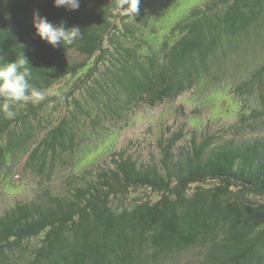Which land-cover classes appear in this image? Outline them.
<instances>
[{"label":"trees","instance_id":"trees-1","mask_svg":"<svg viewBox=\"0 0 264 264\" xmlns=\"http://www.w3.org/2000/svg\"><path fill=\"white\" fill-rule=\"evenodd\" d=\"M174 2L140 0L130 16L120 0L75 10L0 0V64L27 59L29 91L45 96L13 104L11 117L0 108V167L20 154L47 179L60 161L71 167L59 186L0 212V264H168L190 251L192 264H264V135L237 127L264 120V0H203L155 41ZM36 11L79 36L53 47L36 35ZM232 69L243 99H261L252 121L244 112L240 125L193 128L181 146L184 127L167 126L156 156L107 143L86 161L138 107Z\"/></svg>","mask_w":264,"mask_h":264},{"label":"rangeland","instance_id":"rangeland-1","mask_svg":"<svg viewBox=\"0 0 264 264\" xmlns=\"http://www.w3.org/2000/svg\"><path fill=\"white\" fill-rule=\"evenodd\" d=\"M203 0H176L173 7L157 22V28L151 36L159 41L168 33L171 26L192 6ZM76 58L82 59L77 53ZM208 87L197 85L187 90L173 101L156 106H140L126 119L109 128L108 139L103 144L93 145L86 161L96 159L106 150V144L116 145L117 149H129L140 152L143 158L149 159L158 155V140L166 133V127L177 130L182 126L186 130L185 137L179 145L189 142L193 128L211 131L222 130L228 125H240L244 120V112L252 121L253 112L258 114L263 105L260 97L254 94L243 99V77H238L233 69L221 77H209ZM59 111L51 112L52 118L59 117ZM247 122V121H246ZM245 123V122H244ZM239 135L254 137L264 135V120L253 121L246 127L237 126ZM103 151V152H104ZM102 152V153H103ZM27 158L22 155L12 157L0 167V212L19 201L34 199L38 192L46 186H59L63 183L64 174L71 169L70 165L61 161L47 174L27 165ZM194 252H186L168 264H192Z\"/></svg>","mask_w":264,"mask_h":264},{"label":"clouds","instance_id":"clouds-1","mask_svg":"<svg viewBox=\"0 0 264 264\" xmlns=\"http://www.w3.org/2000/svg\"><path fill=\"white\" fill-rule=\"evenodd\" d=\"M140 0H120L119 8L125 15L135 16L139 11ZM55 7H65L68 10L79 8V0H53ZM126 5V7H124ZM33 27L40 39L53 47L71 44L80 34L79 27H65L61 24H53L39 14L33 13ZM28 60L9 61L0 64V99L5 102L0 108L9 116L14 113L10 110L13 104L20 102L39 103L45 96L35 89L30 90L29 80L31 72Z\"/></svg>","mask_w":264,"mask_h":264}]
</instances>
